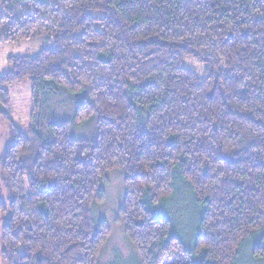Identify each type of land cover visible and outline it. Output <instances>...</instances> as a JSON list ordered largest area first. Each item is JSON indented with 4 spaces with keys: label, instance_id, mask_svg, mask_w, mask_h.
Masks as SVG:
<instances>
[{
    "label": "trees",
    "instance_id": "16d2710c",
    "mask_svg": "<svg viewBox=\"0 0 264 264\" xmlns=\"http://www.w3.org/2000/svg\"><path fill=\"white\" fill-rule=\"evenodd\" d=\"M41 35L53 46L9 57L0 75L11 131L0 156L2 263L98 264L108 225L95 208L114 170L140 264H235L246 245L263 259L264 0H0V44ZM25 80L28 133L7 114L6 86ZM61 91L74 116L42 126ZM89 121L92 139L75 138ZM186 195L180 214H199L191 251L156 211Z\"/></svg>",
    "mask_w": 264,
    "mask_h": 264
},
{
    "label": "rangeland",
    "instance_id": "374dc122",
    "mask_svg": "<svg viewBox=\"0 0 264 264\" xmlns=\"http://www.w3.org/2000/svg\"><path fill=\"white\" fill-rule=\"evenodd\" d=\"M53 46V41L41 35L33 40L23 41L15 44H0V75L12 71V66L8 58L13 56H34L44 47ZM189 69L203 76L204 65L198 61H188L186 65ZM11 103L7 109L10 120L20 130L29 131L34 104L32 100V85L29 80L21 83L7 85ZM75 113L73 97L67 92L61 91L57 98H50L45 105L39 120L42 126L48 122L60 123L71 119ZM95 135L94 124L89 121L74 129L73 136L77 139L90 140ZM11 141V131L9 125L0 121V156L4 148ZM105 202L103 205L95 208V220L100 222L105 220L108 225V236L101 249L98 264H140L139 258L133 246L128 241L123 225L121 224L120 209L125 199L124 174L121 170H114L108 174L107 182L103 186ZM167 200L159 205L157 213L169 217L174 225V230L184 242L185 249L188 251L194 248L195 229L199 214L192 209L181 213V203L189 197H180ZM178 205V206H177ZM1 226H0V264L1 260ZM241 256V257H240ZM235 264H264L263 259H254L250 253L248 245L240 252L239 258Z\"/></svg>",
    "mask_w": 264,
    "mask_h": 264
}]
</instances>
